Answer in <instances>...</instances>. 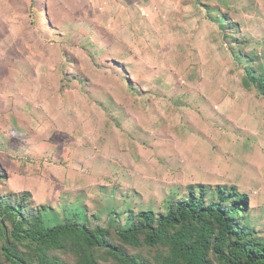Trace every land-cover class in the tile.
I'll use <instances>...</instances> for the list:
<instances>
[{
  "label": "rangeland",
  "instance_id": "obj_1",
  "mask_svg": "<svg viewBox=\"0 0 264 264\" xmlns=\"http://www.w3.org/2000/svg\"><path fill=\"white\" fill-rule=\"evenodd\" d=\"M246 69L264 70V0H0V195L125 247L114 230L136 214L234 187L264 240V95Z\"/></svg>",
  "mask_w": 264,
  "mask_h": 264
},
{
  "label": "trees",
  "instance_id": "obj_2",
  "mask_svg": "<svg viewBox=\"0 0 264 264\" xmlns=\"http://www.w3.org/2000/svg\"><path fill=\"white\" fill-rule=\"evenodd\" d=\"M245 78L246 87L264 95V70L246 69ZM246 196L234 187L216 186L213 195L204 186L190 187L166 213L142 211L116 227L125 247L154 250L148 261L111 244L109 228L74 222L81 213L49 224L24 196L0 195V262L98 264L107 254L117 264H264V240L243 225Z\"/></svg>",
  "mask_w": 264,
  "mask_h": 264
}]
</instances>
